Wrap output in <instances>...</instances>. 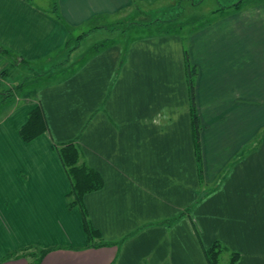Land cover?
Wrapping results in <instances>:
<instances>
[{"label":"crops","instance_id":"obj_1","mask_svg":"<svg viewBox=\"0 0 264 264\" xmlns=\"http://www.w3.org/2000/svg\"><path fill=\"white\" fill-rule=\"evenodd\" d=\"M237 1L190 27L186 48L175 33L110 42L38 102L12 104L2 94L17 67L52 66L73 33L90 27L81 40L100 41L108 23L161 0H0V264H35L5 260L32 243L52 249L40 264H206L191 219L206 248L222 240L236 264H264V0ZM34 108L47 130L24 142ZM69 143L102 179L79 206L58 152Z\"/></svg>","mask_w":264,"mask_h":264},{"label":"rangeland","instance_id":"obj_2","mask_svg":"<svg viewBox=\"0 0 264 264\" xmlns=\"http://www.w3.org/2000/svg\"><path fill=\"white\" fill-rule=\"evenodd\" d=\"M234 1L236 0H161L160 4H156L153 7H138L124 19H118L116 22L108 23L106 26V31L108 32H105L107 33L106 36L100 39V41L107 43H124L126 40L130 41L148 34L160 35L163 33H175L180 36L184 48H186V40H188L187 38L189 36L188 32L191 30L189 23L197 21L196 23L201 22L199 23L201 25L203 21L209 20L208 18L212 15L214 10ZM33 2L44 7L48 0H33ZM195 26L196 25H194V27ZM90 29V27L82 28L79 32L73 33L72 37L74 40L70 41L69 48L65 47L64 51L59 54L57 60L53 58L52 66H49L48 63L45 62L40 64L39 62H31L29 66L24 65L19 69L17 65H15V62L12 61L13 58L8 56L9 58L4 59L2 61L3 64H10L6 69L7 72L12 69V66L15 68L17 67L16 69L18 71L17 75L15 74L13 77L5 78V83L8 85L7 90H10L9 87H15V91L13 92L12 90V96L10 97L12 104L38 102L37 93L44 87V84H55L59 83L61 79L66 80L71 75V70L73 68L80 65L84 66L88 59L94 55L90 54L99 41H93V35H89L88 38L81 40V37H83V35H81L82 32L87 34ZM122 48L124 47L122 46ZM66 60L68 61L66 62ZM2 87L5 86L2 85ZM2 89L5 90V88ZM10 100L7 101L9 102ZM1 118L2 113L0 111V120ZM79 135L69 141H75L79 138ZM215 182L214 186L218 187L219 180ZM198 185L199 190L197 192L200 198L203 199L205 197V188H210L212 185L208 184V187L206 186L201 175V170L198 175ZM188 211L190 213L189 209ZM182 212L184 211H181V213ZM196 229L200 237L197 225ZM186 242L187 243H182L183 246L188 245V241ZM214 242H217L222 249L217 264H229L232 254H238L228 243L217 239L207 248L199 243L201 253L202 247L209 249ZM21 250H23V252H33L41 249L37 244L35 245L32 243L24 246Z\"/></svg>","mask_w":264,"mask_h":264},{"label":"trees","instance_id":"obj_3","mask_svg":"<svg viewBox=\"0 0 264 264\" xmlns=\"http://www.w3.org/2000/svg\"><path fill=\"white\" fill-rule=\"evenodd\" d=\"M254 0H239L237 1L233 7L238 8L244 4H247L248 2H253ZM52 15L55 18L58 17V7H57V1L53 4L52 8ZM207 20L203 21L205 23ZM197 22V21H196ZM191 22L189 23L192 28H195L196 26L199 25L201 22ZM186 24V25H189ZM194 25H196L194 27ZM184 26V25H183ZM172 33H163L161 35H168ZM78 40V39H77ZM107 42H99L96 44V46L93 48V51L90 55H93L97 52H99L102 48L106 46ZM70 42H68L66 48H69ZM5 54L6 51H2ZM3 72V71H2ZM0 70V76L2 74ZM187 73H188V78L190 80V88L192 91V85H193V77L195 75V70L193 68H190L189 65L187 64ZM18 87V86H17ZM12 90L13 92L15 91V87L10 90H6L4 94H2V100L7 101L10 100V97L12 96ZM191 122L193 125V133H194V140L196 143V154L198 155V161H200L199 158V126L197 122V118L195 116V113H191ZM47 128L46 125L43 121V117L41 115V112L39 108H34L33 110L30 111L28 114V120L26 124L20 129L19 134L20 138L24 142H30L36 137L40 136L44 132H46ZM77 141V139L75 140ZM60 159L67 170V173L69 175L70 181H71V188L68 193V199H69V206L73 205H80L82 197L92 191L98 190L102 186V179L96 173L95 171L89 169L87 166L80 164V153L78 147L74 145V143H69L67 145H64L63 147H60L58 149ZM189 217V211L186 209L184 212H182L179 216H177L175 219H172L170 221H167V224H172L173 222H176L177 220L183 218V217ZM190 224L192 227V231L197 238L198 242H200V237L198 235V231L196 229L195 224L193 223L192 220H190ZM87 233L90 237V239H93L94 236L96 235L95 231L90 230V228L86 227ZM114 245V243H107V242H101L98 247H103V246H110ZM52 249H41L39 251H33V252H23V254L20 255H8L6 256L5 260H9L11 258H16L19 256H25V255H31V257H34L35 264H40V262L43 260V258L51 251ZM222 252V249L220 245L217 242H214L212 246L209 249H205L202 247V254L204 256L206 264H217L219 261L220 254ZM240 256L238 254H232L231 259L229 264H235L239 260Z\"/></svg>","mask_w":264,"mask_h":264}]
</instances>
